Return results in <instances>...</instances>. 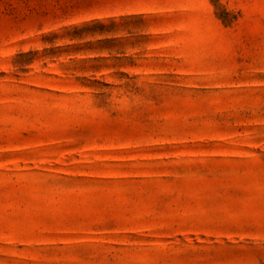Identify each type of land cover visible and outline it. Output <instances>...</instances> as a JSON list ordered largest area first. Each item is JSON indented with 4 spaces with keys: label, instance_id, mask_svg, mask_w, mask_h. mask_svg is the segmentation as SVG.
Returning <instances> with one entry per match:
<instances>
[{
    "label": "rangeland",
    "instance_id": "1",
    "mask_svg": "<svg viewBox=\"0 0 264 264\" xmlns=\"http://www.w3.org/2000/svg\"><path fill=\"white\" fill-rule=\"evenodd\" d=\"M0 264H264V0H0Z\"/></svg>",
    "mask_w": 264,
    "mask_h": 264
}]
</instances>
